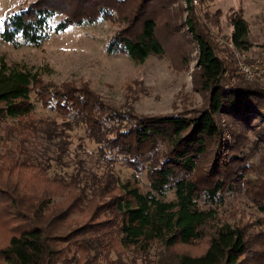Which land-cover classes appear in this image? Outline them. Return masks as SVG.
<instances>
[{
	"label": "trees",
	"instance_id": "trees-1",
	"mask_svg": "<svg viewBox=\"0 0 264 264\" xmlns=\"http://www.w3.org/2000/svg\"><path fill=\"white\" fill-rule=\"evenodd\" d=\"M73 1L72 10L63 0L25 5L4 20L0 39L40 48L51 33L102 19L117 25L107 50L143 63L163 57L172 37L185 28L197 50L206 103L191 115L141 117L104 103L86 85L44 84L40 71L1 61L0 264H113L112 254L145 257L155 243L168 250L200 241L207 244L202 253L173 252L169 264H264V230L254 233L262 240L251 242L250 234L219 216L225 196L257 184L237 178L244 166L242 140L248 133H264V82L237 73L232 52L218 45L208 26L217 15L204 8L200 16L193 0H184L187 15L179 28L182 17L171 14L175 0ZM199 1L204 7L208 0ZM229 23V42L249 51V24L242 12H232ZM182 35L177 39L188 45ZM184 49L179 46V53ZM32 94L66 120L36 121ZM77 128L114 155L110 163L119 157L134 173L145 172L149 190L142 192L137 180L119 181L112 164L99 176L85 172L79 160L68 179L58 175L27 188L23 173L48 177L50 170L70 166L68 134ZM206 156L212 160L209 168L201 166ZM257 210L264 217V201ZM73 215L82 221L66 231Z\"/></svg>",
	"mask_w": 264,
	"mask_h": 264
},
{
	"label": "rangeland",
	"instance_id": "rangeland-1",
	"mask_svg": "<svg viewBox=\"0 0 264 264\" xmlns=\"http://www.w3.org/2000/svg\"><path fill=\"white\" fill-rule=\"evenodd\" d=\"M34 1L0 0V33L3 22L9 14ZM55 1H58L59 5L62 2V0ZM62 5H67L72 10L74 1L63 0ZM170 5L171 14L175 15V18L182 17V21L179 19L176 21L177 26L182 28L184 24L181 25L180 22L183 23L187 15L184 0H175ZM192 6L196 8L200 16L204 8L209 15H217L216 22L209 23L208 26L214 40L225 49L228 48V38L232 31L229 15L232 12L241 11L243 18L249 24V40L252 46L247 52V54L250 53L248 57H253L264 50V0H208L204 7L199 0H193ZM116 28V23L111 24L102 19L87 26H72L60 34L51 33L40 48L26 45L15 47L0 39V62L4 61L8 65L18 64L27 69L40 71L44 84L56 87L62 84L86 85L104 103L117 107L119 110L123 109L124 113L131 111L141 117L191 115L204 108L206 94L199 85L196 68L197 50L195 44L189 41L190 36L187 35L185 28H182L183 35H181L188 45L179 41L177 38L181 35L177 34L172 37L173 44L167 46V52L163 57L151 56L143 63L107 50L109 40ZM179 46L185 47L181 53H179ZM231 57L235 64L233 54ZM181 58L186 59L181 60ZM31 102L36 121L49 119L61 124L66 120L37 102L34 94L31 95ZM221 118L225 120V124L234 129L228 119L222 116ZM107 125H112V122L110 121ZM254 133L258 136L248 133V140H242L244 147L240 155L244 156V166L241 169V175L244 178L240 176L237 182L241 179L257 184L248 185L247 189L242 188L240 191H232V194L224 197L223 205L218 208L220 219L238 225L245 234L251 235V242L262 240L263 236L259 238L254 233L264 230V217L257 210V204L264 201V133L262 137L259 131ZM68 135L70 136L68 139L70 166L62 171L57 170L56 173L50 170L46 173L48 177L39 172H37L39 175L35 174V171L23 173L21 178L26 182L27 188L30 186L37 188L45 183L46 178L53 180L54 176L58 175L68 179L74 175L76 161L79 160L85 172L99 176L112 164L113 173L119 181L137 180L142 192L149 190L145 172L134 173L119 157L110 163L114 155H111L109 150H100L99 145L87 138L83 129L77 128ZM211 164L210 156L201 159L202 167L209 168ZM234 165L236 166V163ZM172 199L173 195L169 194L168 200ZM59 202H61L60 199H54V203ZM81 221L82 217L79 215L71 216L65 230L74 229L80 225ZM206 245L205 241H200L192 246L178 245L166 250L159 243H155L150 254L145 257L124 254L116 259V256L112 254L110 259L113 264L117 262H120L119 264H169L172 259L171 253L198 255L204 251ZM98 264H104V262L101 261Z\"/></svg>",
	"mask_w": 264,
	"mask_h": 264
},
{
	"label": "built area",
	"instance_id": "built-area-1",
	"mask_svg": "<svg viewBox=\"0 0 264 264\" xmlns=\"http://www.w3.org/2000/svg\"><path fill=\"white\" fill-rule=\"evenodd\" d=\"M227 49L230 50L235 57L238 74L249 82L264 81V50L261 53L248 57V51H238L232 43L227 44Z\"/></svg>",
	"mask_w": 264,
	"mask_h": 264
}]
</instances>
